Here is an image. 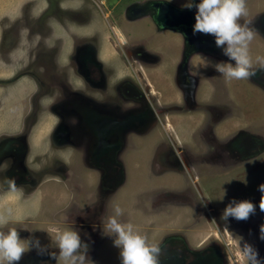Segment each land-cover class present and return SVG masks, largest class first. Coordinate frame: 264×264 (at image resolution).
<instances>
[{
  "label": "rangeland",
  "instance_id": "1",
  "mask_svg": "<svg viewBox=\"0 0 264 264\" xmlns=\"http://www.w3.org/2000/svg\"><path fill=\"white\" fill-rule=\"evenodd\" d=\"M140 1L0 0V216L8 220L0 231L15 228L20 233L26 251L19 264H65L58 255L50 259L29 250V241H39L40 247L57 254L56 233L75 231L76 217L80 219L86 213L94 216L89 221L92 238L88 239L90 244L86 242L84 264H121L114 237L103 233L114 204L124 213L118 219L133 224L134 231L144 236L150 246L179 244L195 253L212 246L223 264H249L250 245L264 261V239L260 238L264 212L259 209L258 190L264 183V85L243 79L228 86L220 73H207L212 84L207 88L201 80L197 104L186 109L180 86L173 78L165 77L164 82L156 78V82L150 73V88L156 90L157 102L168 111H159L157 122L155 118L147 120L143 128L127 125L118 137L119 165L109 172L88 165L84 147L68 141L67 124L58 123L60 112L92 126L91 115L123 120L139 108V103L130 102L126 107L119 102L113 110L114 107L102 106L100 100L90 99L88 87L98 92L96 99L102 91L110 93L103 77L97 78L95 72L92 76L89 70L91 53L96 48L110 66L122 65L121 49L136 44L148 50L161 49L160 68H170V56L178 58L180 36H156L150 23L151 12L128 18L130 6ZM151 1L142 0L140 4L146 9ZM173 1L183 8L187 3ZM102 3L100 10L108 13L106 18L97 9ZM89 8L92 18L87 23L83 14ZM246 8L247 16L239 23L251 21L254 38L249 54L257 70V58H264V0H246ZM145 15L149 18H142ZM119 31L125 34L127 45H121L124 36ZM75 40L79 45L87 43L76 54ZM54 52L55 64L48 57ZM196 53L214 57L206 58L209 63L227 61H219L202 50ZM194 72L196 75L197 70ZM176 102L182 110L171 108L170 104ZM153 122V126L144 127ZM190 122V131L194 132L202 124V135L186 140L191 146L184 152L169 150L167 134L180 137ZM82 126L78 124L77 130L82 131ZM245 133L260 139L252 144L256 146L254 152H246L244 157L233 141ZM79 137L72 135L71 139L75 142ZM12 174L17 175L12 178ZM10 181H14V187ZM234 200L253 202L255 213L247 220H221L223 209ZM90 201L91 212L87 209ZM96 205L99 209H94ZM211 261L208 258V263L214 264Z\"/></svg>",
  "mask_w": 264,
  "mask_h": 264
},
{
  "label": "flooded vegetation",
  "instance_id": "2",
  "mask_svg": "<svg viewBox=\"0 0 264 264\" xmlns=\"http://www.w3.org/2000/svg\"><path fill=\"white\" fill-rule=\"evenodd\" d=\"M166 1L168 0H161ZM197 0H194V2ZM199 1V0H198ZM197 1V2H198ZM142 0L138 3H141ZM151 1L150 4H152ZM195 2V3H197ZM169 4L173 5L174 7L178 9L183 10H189L192 14V24L189 26L186 24L187 16L184 15H176L175 12L170 11L166 12L163 11L161 17L157 14V9H159V6H149L146 7V9H142L141 13L146 14V12H151L150 16V23H152L153 27L155 28L154 32L156 36L159 38L163 36H167L170 38V33L178 34L181 38V50L178 55V58L174 60L171 56L170 58V65H168L169 69H164L163 60L161 58V52L155 51V49L149 48L144 49L141 46L132 45L129 48H125L124 50L121 49L122 57L124 58V62L121 65L120 63H114L110 65H107L104 59H102L99 55L100 49L96 48V52L91 53L92 58H90L91 62L88 63L89 70L91 71V75L93 76L95 72V76L97 78H102L105 81V86H107V89H109L110 93L108 91L101 92L100 96L96 97V94L98 92L93 93V88H89V97L90 99H95L97 101H102L100 104L104 106L105 108L117 109L118 103H122L124 106L129 107L130 102L139 103V108H136L137 111L135 113L129 114L125 119L123 120H116L113 118H110L109 116L102 115V114H94L89 116V119L92 120L90 124L87 126L86 124L81 121V119H75L72 116H66L63 115L62 112L59 113L58 117V123L59 124H67V139L68 141H71V143L75 144V146L84 147V151L87 153V158L84 159L85 162H87L88 165L100 167L103 171L107 170L108 172L110 170H114L115 166L119 165V162L117 160V154L121 148V142L118 140V137L124 130H126L127 125H135L139 128H143L142 124L146 122L147 120H153L155 118V122H157V114L159 111L164 112L167 110V107L162 106L159 104L158 97L156 94V90L154 88H150L153 85L150 83V73L152 74V77L155 78V81L157 82V70L159 73V76L161 78L170 77L173 82L176 84V86H180V94L182 103L184 104L183 107L186 109H189L190 106H194L197 104V101L195 99L196 97V91L197 88L201 85V80L204 77L201 72L197 71V74L194 72V68L191 64L192 57L197 54L196 52H199L200 49H198L196 46L198 45V41H196L193 37H191L192 33V26L195 22L194 20V14H195V8H183L179 7L177 4L173 2H168ZM104 3L100 4L98 6V12L100 13V16L106 18L108 16V13L105 11H101L100 8H102ZM142 5V4H140ZM109 6L107 5L106 8ZM88 13V17H86ZM104 13H106L104 15ZM83 18H87V23L90 22L92 18L91 9L85 10V14H83ZM149 16V15H148ZM145 15V17L142 18H149ZM82 18V19H83ZM130 18V17H129ZM113 32V30H112ZM121 36H124L125 34L122 31H119ZM119 42L122 43V41L118 38L117 33L114 34ZM87 44L86 41L82 42L80 45L75 40V46H74V53L76 54L79 49L83 48V45ZM127 45V42H124L121 44ZM212 50L214 51L213 56L220 58L219 61H225L227 57H225L222 54V50L220 48L212 47ZM124 51V52H123ZM49 58H51L52 62L55 64L57 59V52H54L52 54H48ZM93 56H96L95 59H93ZM211 58L215 59L214 57L210 56ZM126 59V60H125ZM130 60V61H127ZM183 63V64H182ZM73 66H77V62L73 63ZM67 68H72V66L68 65ZM256 70V75L251 77V80H255L256 82H259L260 84L264 85V69H259V67ZM168 71V72H165ZM149 71V72H148ZM214 75L218 76V73H214ZM75 76H78L77 74ZM151 77V79H152ZM249 79V81H251ZM153 80V79H152ZM60 82V81H59ZM233 82V81H232ZM114 90V91H113ZM92 92V94H90ZM120 94H122L123 98L120 99ZM190 95V97H188ZM95 96V97H94ZM174 108H181L182 106H179L177 102L175 104H170ZM121 104H119L118 109L120 108ZM135 107V106H133ZM153 107L155 110H153ZM60 109L57 108V112ZM155 111V112H154ZM168 111V110H167ZM174 112V111H172ZM151 117V118H150ZM150 118V119H148ZM140 121V124H139ZM143 121V122H141ZM193 121V120H192ZM191 121V122H192ZM147 124L144 127H151L155 123ZM190 122V123H191ZM190 123L186 127H184L181 131L180 137L178 135H171L167 134V143L169 150L171 151H185L186 147L191 146L190 143L186 140H190L195 138V134L202 135V124L198 125L197 130L194 132V130L190 131V129H193L190 126ZM84 125L82 126V131H78L77 125ZM163 125V124H162ZM165 127V124H164ZM166 129V128H165ZM118 130V131H117ZM204 130V129H203ZM213 133V129H211ZM77 136L80 137L75 139V142L72 141L71 136ZM170 135V136H169ZM114 137V140H111ZM116 138V139H115ZM181 138V139H180ZM258 136L250 135V134H244L243 137H238L233 141L234 147L236 148L237 152L242 156L245 157L246 152L247 153H253L252 150L255 149L256 146H253L254 142L258 140ZM260 139V138H259ZM247 141V142H245ZM242 142H244L243 145ZM157 146H164L163 144H157ZM156 146V149H157ZM82 150V149H81ZM77 151V150H76ZM154 150L152 151L153 155ZM73 160V159H72ZM252 160V159H251ZM17 174H12L11 177L13 178ZM64 180V179H63ZM68 180V179H66ZM102 180V178H101ZM69 183L71 181H68ZM79 183V182H78ZM76 182V184H78ZM196 183V182H194ZM84 184H86L84 182ZM101 199V197H100ZM102 201V200H101ZM101 203V202H100ZM98 204V203H97ZM102 204V203H101ZM100 204H98L99 206ZM96 205L94 209L98 208ZM101 207V206H100ZM89 212L92 211V201H90V206L87 208L89 209ZM99 209V208H98ZM33 211V210H32ZM31 214H34L31 212ZM95 214H97V210H95ZM94 216L93 213H90L89 216L86 214H82L80 219L76 217V221L78 220V223L76 225L78 227H75V231H77L81 237L82 243H89L90 238H92V229L89 224V221ZM92 240V239H91ZM160 253H159V264H210L208 263V258L212 259V263L218 262V264H223V260L219 258L217 249L213 248L212 246H206L204 247L199 253L188 251L187 248L181 247L179 244H176L174 246H170L167 243H164L159 246ZM218 257V260H217ZM207 260V263H204Z\"/></svg>",
  "mask_w": 264,
  "mask_h": 264
},
{
  "label": "clouds",
  "instance_id": "3",
  "mask_svg": "<svg viewBox=\"0 0 264 264\" xmlns=\"http://www.w3.org/2000/svg\"><path fill=\"white\" fill-rule=\"evenodd\" d=\"M171 2V0H168ZM185 7L195 8L193 35H211L217 48L227 57V61L216 63L215 71L226 80L250 79L256 75V69L249 54V44L254 38V30L249 27L251 21L241 24V18L247 16L246 0H187ZM259 69H264V58H257ZM208 65H205L207 67ZM12 187L14 181H10ZM261 193L259 209L264 212V183L258 186ZM224 195H227L226 191ZM201 203H204L202 201ZM206 206V204H205ZM256 211V205L249 200L230 202L221 213V220L229 218L247 220ZM123 210L118 204L113 205V214L103 225V233L114 237L113 245L119 249L121 264H159V245H149L144 236L134 231L131 223H122L118 218L123 216ZM8 220L0 216V228H4ZM260 238L264 239V224L260 226ZM20 233L15 228L6 232L0 231V264H19L26 249L20 242ZM54 241L58 253L48 251L39 246V241H29V250H35L38 255H47L56 259L57 255L65 264H84L88 245L82 243L77 231L64 230L57 232ZM250 252L249 264H264L258 253L247 246Z\"/></svg>",
  "mask_w": 264,
  "mask_h": 264
},
{
  "label": "water",
  "instance_id": "4",
  "mask_svg": "<svg viewBox=\"0 0 264 264\" xmlns=\"http://www.w3.org/2000/svg\"><path fill=\"white\" fill-rule=\"evenodd\" d=\"M155 2H152V6H159V9H157V14L159 15V17H161L162 12L166 11V12H170L173 11L175 12L176 15H184L187 16V21L186 24H188L189 26L192 24V14L191 11L189 10H183V9H178L176 7H174L173 5L169 4L166 1H158V0H153ZM145 7H143L142 5H140V3L137 4H132L130 6V9L128 10L127 13H129V17L130 19H135L141 15H143L141 13V10L144 9ZM128 17V18H129ZM191 37H193L196 41H198V45L196 46L198 49L207 52L211 55L214 54V51L212 50V47L215 46L214 43V37L211 35H202V34H197V35H193V33H191Z\"/></svg>",
  "mask_w": 264,
  "mask_h": 264
},
{
  "label": "crops",
  "instance_id": "5",
  "mask_svg": "<svg viewBox=\"0 0 264 264\" xmlns=\"http://www.w3.org/2000/svg\"><path fill=\"white\" fill-rule=\"evenodd\" d=\"M178 1H181V2H184V0H178ZM176 3V2H175ZM161 50V49H160ZM159 50V51H160ZM207 57H210V56H206L204 55V57H201L200 55L198 54H195L193 57H192V60H191V64L194 68V70L196 69L198 72H201V74H203V78H202V81L205 83V86L208 88V86H210L213 82V80L210 78L208 79L209 77L206 76V74L208 73H211V74H214V73H218L217 71H215V68H214V65L216 63H209L207 61ZM205 65H208L207 67H205ZM212 65V66H211ZM159 70V69H158ZM158 70H157V80L160 81V82H164V78H161V76H159V73H158ZM195 70V71H196ZM163 80V81H162ZM232 81H235V79L233 80H228V86L231 84ZM208 85V86H207ZM205 90V89H204Z\"/></svg>",
  "mask_w": 264,
  "mask_h": 264
}]
</instances>
